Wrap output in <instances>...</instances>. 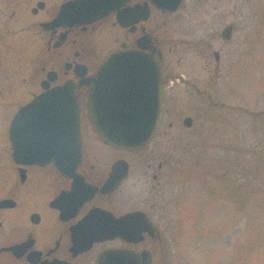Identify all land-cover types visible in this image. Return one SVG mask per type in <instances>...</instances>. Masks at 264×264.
Wrapping results in <instances>:
<instances>
[{
  "label": "flooded vegetation",
  "instance_id": "1",
  "mask_svg": "<svg viewBox=\"0 0 264 264\" xmlns=\"http://www.w3.org/2000/svg\"><path fill=\"white\" fill-rule=\"evenodd\" d=\"M84 1L93 0H0V264H97L107 249L130 251L149 264H172V220L165 206L170 199L161 198L160 185L182 161L172 163L176 150L166 144L174 125L164 129L165 144L160 138L145 151L115 149L87 116L86 82L109 52L137 49L143 37L162 52L160 41L176 33L183 55L195 56L198 64L186 58L181 74L163 69L164 88L180 76L183 86L203 91L204 73L211 74L206 87L214 96L231 82L234 88L237 76L246 80L250 71L251 0H181L176 9V0H120L116 10L98 16L82 11L88 10ZM213 95L210 103L197 102L200 137L209 110L213 115L221 106ZM38 98L42 103L31 108ZM76 101L78 128L60 115ZM238 108L250 118L251 109ZM20 110L25 112L16 123ZM195 121L186 115L179 129L188 131ZM202 157L197 179L217 176L215 157ZM140 172L144 190L137 186ZM93 210L115 220L128 216L122 224L127 238L76 249L73 237L89 235L86 218Z\"/></svg>",
  "mask_w": 264,
  "mask_h": 264
},
{
  "label": "rangeland",
  "instance_id": "2",
  "mask_svg": "<svg viewBox=\"0 0 264 264\" xmlns=\"http://www.w3.org/2000/svg\"><path fill=\"white\" fill-rule=\"evenodd\" d=\"M251 9L252 55L246 80L237 76L236 87L231 82L230 87L214 96L206 87L211 83V74H203L204 90L200 92L183 86L180 76L172 77L164 88L167 105L161 130L157 129L151 142L140 149H150L160 138L165 144L164 129L168 130L172 122L166 144L176 150L172 163H176V157L182 161L172 166L173 175L169 179L165 175L160 185L161 198L170 199V205L165 206L167 219L172 220L173 232L167 237L172 264H264V0H251ZM170 36L159 45L163 46L162 72L165 69L181 74L186 58L197 59L183 55L179 34ZM197 64L198 60L194 66ZM212 95L221 106L213 115L209 110L200 137L195 121L197 102L210 103L208 96ZM239 106L251 109L255 115L248 118ZM186 115H192L195 124L188 131L180 130ZM160 148L167 150L163 144ZM201 152L205 161L211 155L215 157L217 176L199 181L197 161ZM142 173L137 186L144 190Z\"/></svg>",
  "mask_w": 264,
  "mask_h": 264
},
{
  "label": "water",
  "instance_id": "3",
  "mask_svg": "<svg viewBox=\"0 0 264 264\" xmlns=\"http://www.w3.org/2000/svg\"><path fill=\"white\" fill-rule=\"evenodd\" d=\"M159 54L149 41L142 39L138 50L109 53L95 77L86 82L92 86L88 116L102 139L115 148L138 149L155 133L163 99ZM37 104L34 101L31 108H36ZM75 107L78 126L80 112L78 105ZM24 112L19 113L16 123L22 120ZM101 231L105 234L106 228ZM138 262L142 261L116 251L102 254L98 264Z\"/></svg>",
  "mask_w": 264,
  "mask_h": 264
}]
</instances>
